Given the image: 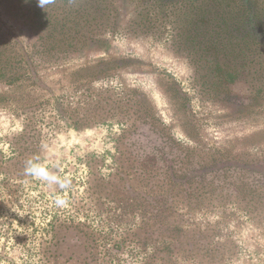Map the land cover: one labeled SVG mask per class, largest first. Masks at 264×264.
Instances as JSON below:
<instances>
[{
	"label": "rangeland",
	"instance_id": "1",
	"mask_svg": "<svg viewBox=\"0 0 264 264\" xmlns=\"http://www.w3.org/2000/svg\"><path fill=\"white\" fill-rule=\"evenodd\" d=\"M252 2L247 22L230 16L242 0H0V54L24 52L39 79H0L36 121L25 134L21 110L0 105V264H264ZM205 8L227 20L201 22ZM34 155L71 176L66 206L23 174ZM204 168L217 171L171 183Z\"/></svg>",
	"mask_w": 264,
	"mask_h": 264
},
{
	"label": "trees",
	"instance_id": "2",
	"mask_svg": "<svg viewBox=\"0 0 264 264\" xmlns=\"http://www.w3.org/2000/svg\"><path fill=\"white\" fill-rule=\"evenodd\" d=\"M244 2L243 9H238L235 13L230 12V16L233 15L236 19L239 21H244L246 18V21H253L255 17H257V20L259 19V14L257 11H255L254 7L252 6V0H242ZM212 7V6H211ZM247 10V12H246ZM211 12V8H205L202 11H200V16L202 17L200 21L204 23L206 19H204V16L207 18L209 13ZM211 14H215L216 18H221L227 20V14H222L218 11H212ZM224 17V18H222ZM229 17V16H228ZM230 18V17H229ZM15 55L10 54V57L5 56L4 54H0V79L2 81H5L6 84H8L9 87H16V84L20 82H30L28 86L35 87L39 86L38 82V72L37 70L32 67V65L29 63V60L27 59L24 52H14ZM6 93H0V105L2 108H8L9 110L13 111H20L25 116V134L28 132L33 131V128L35 126L36 121L34 120V106L33 101H29V98L22 97V98H10L7 96ZM155 123L159 125V120L155 117L154 118ZM160 127V126H159ZM35 129V128H34ZM160 131V129H159ZM162 133V132H161ZM158 151H161L159 148H156ZM163 150V148H162ZM148 154V153H147ZM223 167H231V166H223ZM221 168L220 170L224 169ZM217 169H210V168H204L201 170V174H194V172H188L183 174L182 176H173V183L176 184H185L190 183L191 179L194 177H202L205 174H211L215 173Z\"/></svg>",
	"mask_w": 264,
	"mask_h": 264
},
{
	"label": "clouds",
	"instance_id": "3",
	"mask_svg": "<svg viewBox=\"0 0 264 264\" xmlns=\"http://www.w3.org/2000/svg\"><path fill=\"white\" fill-rule=\"evenodd\" d=\"M54 2L55 0H38L39 6L44 9L47 5H51ZM41 151L47 154L49 152V146L46 143H42ZM23 174L52 189L54 193L53 203L55 206H66V192L71 188L72 179L70 175L64 174V169L60 161H56L50 167L40 155L31 156L24 162Z\"/></svg>",
	"mask_w": 264,
	"mask_h": 264
}]
</instances>
